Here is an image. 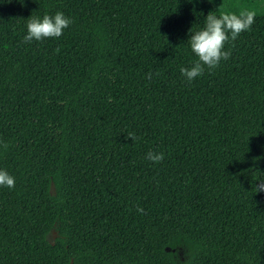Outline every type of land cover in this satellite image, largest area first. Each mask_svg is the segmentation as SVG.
Listing matches in <instances>:
<instances>
[{
	"label": "trees",
	"instance_id": "16d2710c",
	"mask_svg": "<svg viewBox=\"0 0 264 264\" xmlns=\"http://www.w3.org/2000/svg\"><path fill=\"white\" fill-rule=\"evenodd\" d=\"M246 10L188 81L191 35ZM0 169V264H223L228 232H264V0H0Z\"/></svg>",
	"mask_w": 264,
	"mask_h": 264
},
{
	"label": "clouds",
	"instance_id": "9594fccd",
	"mask_svg": "<svg viewBox=\"0 0 264 264\" xmlns=\"http://www.w3.org/2000/svg\"><path fill=\"white\" fill-rule=\"evenodd\" d=\"M255 18L256 12L251 10L242 11L239 14L222 12L219 17L210 13L206 18L205 28L196 31L189 40L191 50L198 60L191 68L182 67L180 72L191 82L203 75L205 66L210 70L219 67L222 60H227L231 56V52L225 50V45L230 39L235 41L242 32L250 31ZM27 21L25 43H30L34 39L42 41L46 38H59L73 23V20L62 11H57L54 16L45 14L42 19L32 15ZM156 74L159 75L158 72ZM151 76L152 73L149 72L147 78L151 79ZM128 138H131L134 143L137 139L135 133H129ZM7 147L8 144L3 143L5 150ZM146 158L160 163L164 159V153L149 151ZM0 187L15 188V177L6 169H0ZM259 192H264V181L256 185V193ZM137 211L145 214L143 208L137 207Z\"/></svg>",
	"mask_w": 264,
	"mask_h": 264
},
{
	"label": "rangeland",
	"instance_id": "374dc122",
	"mask_svg": "<svg viewBox=\"0 0 264 264\" xmlns=\"http://www.w3.org/2000/svg\"><path fill=\"white\" fill-rule=\"evenodd\" d=\"M224 263L242 264L240 254L255 257L257 264H264V232H228L224 241Z\"/></svg>",
	"mask_w": 264,
	"mask_h": 264
},
{
	"label": "water",
	"instance_id": "95a60500",
	"mask_svg": "<svg viewBox=\"0 0 264 264\" xmlns=\"http://www.w3.org/2000/svg\"><path fill=\"white\" fill-rule=\"evenodd\" d=\"M167 248V250H170L171 248L170 247H166Z\"/></svg>",
	"mask_w": 264,
	"mask_h": 264
}]
</instances>
